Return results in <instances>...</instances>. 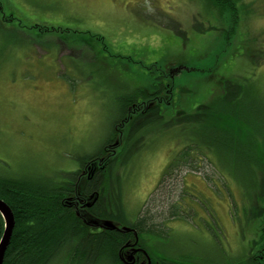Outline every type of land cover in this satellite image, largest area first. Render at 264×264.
<instances>
[{"label": "rangeland", "instance_id": "374dc122", "mask_svg": "<svg viewBox=\"0 0 264 264\" xmlns=\"http://www.w3.org/2000/svg\"><path fill=\"white\" fill-rule=\"evenodd\" d=\"M234 2L227 39L232 16L210 0H0V179L39 183L76 170L111 138L132 93L162 83L167 98L170 85L165 121L216 103L238 116V132L206 133L219 155L201 142L195 163L180 152L201 140L198 125L138 139L142 150L120 172L121 212H148L164 230L151 245L165 256L244 255L261 200L245 189L258 160L246 155L264 152V0ZM226 85L240 95L219 103Z\"/></svg>", "mask_w": 264, "mask_h": 264}, {"label": "trees", "instance_id": "16d2710c", "mask_svg": "<svg viewBox=\"0 0 264 264\" xmlns=\"http://www.w3.org/2000/svg\"><path fill=\"white\" fill-rule=\"evenodd\" d=\"M210 2L217 7L218 12H228V16L231 14L232 23L226 37L230 38L239 21L236 2ZM9 19H4V23ZM159 87L160 84L153 91L137 89L132 93L125 103L123 113L113 125L111 138L95 153L84 155L76 170L61 172L56 180L45 178L44 182L39 183L0 179V198L11 207L16 220L4 264H52L55 260L58 264H133L135 257H132L131 245L137 239L148 250L147 257L143 256L140 264H264V152L251 154L250 151L246 155H255L258 160L252 168L253 187L246 188L245 192L248 189L261 190V200L253 213L251 212L250 218L255 226V237L244 250L248 251L240 257L222 262L221 254L220 260L217 259V254L205 260L191 256H165L162 250H155L149 244V236H161L164 230L157 228L155 223H150V216H146L148 212L141 211L135 219L123 216L119 181L122 166L131 157L130 154L142 150L138 139L142 141L152 133L158 134L172 128L197 130L198 125L203 129L201 140L194 142L192 138H188L186 147L180 152L182 159L195 163L190 155L194 150L200 149L201 142L215 155H219L218 149L211 148L218 138L206 133L217 130H224L227 134L238 132V116L231 111L227 114L224 107L221 109L216 103L203 105L192 115L178 111L181 117L165 121L161 109L164 102H157L155 98ZM167 87L169 91L172 89L170 85ZM229 92L230 87L226 85V93L219 103L238 99L240 92H235L234 89ZM138 98L143 99L141 103L137 101ZM148 113H153L152 121L147 120L150 118H147ZM155 124L157 126L153 128ZM170 169L172 168H167V175H171ZM259 172L263 173L262 178L257 176ZM244 195H250V192ZM78 199L84 204L81 205ZM98 202H106L105 207H96ZM244 211V216L248 217L246 207ZM89 213L94 215V220L86 217ZM102 223L105 225H97ZM99 230L102 232L99 233ZM4 231L5 220L0 213V241Z\"/></svg>", "mask_w": 264, "mask_h": 264}, {"label": "water", "instance_id": "95a60500", "mask_svg": "<svg viewBox=\"0 0 264 264\" xmlns=\"http://www.w3.org/2000/svg\"><path fill=\"white\" fill-rule=\"evenodd\" d=\"M0 213L2 214L5 220V231L2 236V240L0 242V264H3L5 259V254L9 247L13 235V231L16 225V220L11 207L1 198H0ZM97 225L103 226L105 224L102 223Z\"/></svg>", "mask_w": 264, "mask_h": 264}, {"label": "flooded vegetation", "instance_id": "af4514ba", "mask_svg": "<svg viewBox=\"0 0 264 264\" xmlns=\"http://www.w3.org/2000/svg\"><path fill=\"white\" fill-rule=\"evenodd\" d=\"M229 32V31H228ZM227 36V35H226ZM164 87H163V84L162 83H160V87H159V91H158V94L155 96V98H157V102H165V101H168L169 99H172V97H173V88L170 90L171 92H170V95H169V97H167V98H165L166 96H165V94H164ZM224 91V90H223ZM147 104H149V102H147ZM140 110V109H139ZM147 115V118H149V119H147V120H150V121H152V116H153V113H148V114H146ZM177 116H178V118H179V116H180V114H178L177 113ZM146 117V116H145ZM181 117V116H180ZM177 119V118H176ZM145 120V119H144ZM79 200V202H80V204L82 205V204H84L83 203V201H80L81 199H78ZM104 200V199H103ZM105 204H106V202L104 203V204H100V202H98L97 204H96V207H101V206H103V208L105 207ZM102 231L101 230H99V233H101ZM136 238H138V237H136ZM131 238H129V240H130ZM149 240V244L151 243L150 242V239H148ZM131 241V240H130ZM130 241H128V242H130ZM125 243H126V241L124 242V244L123 245H125ZM142 241L140 240V239H137L136 241H135V243L133 244V245H131V249H132V257H135V262L133 263V264H140L141 263V260H143L142 259V257L143 256H146L147 257V253H148V250H147V248H146V246H143L142 244ZM122 245V246H123ZM122 246H121V248H122ZM151 264V263H150Z\"/></svg>", "mask_w": 264, "mask_h": 264}, {"label": "crops", "instance_id": "0c3cea01", "mask_svg": "<svg viewBox=\"0 0 264 264\" xmlns=\"http://www.w3.org/2000/svg\"><path fill=\"white\" fill-rule=\"evenodd\" d=\"M174 37H175V40L177 41V43H179V39H178V38H179L180 36L177 35V37H176V36H174ZM180 45H181V47H182V42H180ZM176 47H177V46H176ZM181 50H182V49H181Z\"/></svg>", "mask_w": 264, "mask_h": 264}, {"label": "bare ground", "instance_id": "6f19581e", "mask_svg": "<svg viewBox=\"0 0 264 264\" xmlns=\"http://www.w3.org/2000/svg\"><path fill=\"white\" fill-rule=\"evenodd\" d=\"M12 239V238H11ZM2 240V239H1ZM1 242V241H0ZM10 244H11V241H10ZM10 244H9V246H10ZM9 248V247H8ZM7 252V251H6ZM6 255V254H5ZM5 260V259H4ZM4 264V263H3Z\"/></svg>", "mask_w": 264, "mask_h": 264}]
</instances>
